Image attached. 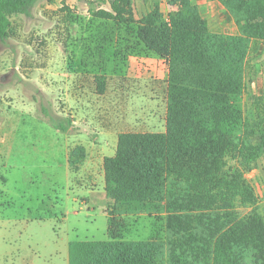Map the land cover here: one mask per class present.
Segmentation results:
<instances>
[{
	"label": "trees",
	"instance_id": "obj_1",
	"mask_svg": "<svg viewBox=\"0 0 264 264\" xmlns=\"http://www.w3.org/2000/svg\"><path fill=\"white\" fill-rule=\"evenodd\" d=\"M37 0H0V42L13 35L11 18ZM165 18L154 7L139 20L132 0L89 13L117 23H136L137 38L166 61L165 130L122 132L115 153L102 162L104 190L113 204L109 239L74 240L68 264H264V205L255 207L245 178L264 155V112L246 118L242 106L246 60L252 41L264 42V0H218L238 33L209 30L190 0ZM102 86L100 81H97ZM38 119L66 131L70 119L40 108ZM83 146L69 154L74 171ZM228 159L237 165L228 167ZM250 212L237 217V207ZM165 213L164 238L118 239L121 215Z\"/></svg>",
	"mask_w": 264,
	"mask_h": 264
},
{
	"label": "rangeland",
	"instance_id": "obj_2",
	"mask_svg": "<svg viewBox=\"0 0 264 264\" xmlns=\"http://www.w3.org/2000/svg\"><path fill=\"white\" fill-rule=\"evenodd\" d=\"M111 1H36L32 6L33 15L19 20L18 37L0 42V71L7 72L6 78H0V120L10 111L25 112L27 108L23 102L33 101L37 112H41L40 108L44 106L55 115L56 112L63 115L62 109L73 104V97L86 100L89 95L97 124L102 116L110 115L112 120L117 118L120 132H159L164 129L166 61L147 50L137 38L136 23L100 19L88 11L89 7L110 9ZM141 1L133 0L135 20L156 5L152 0ZM158 1L162 15L167 18L175 8L169 0ZM227 34L231 36L228 31ZM16 98L19 100L14 102ZM241 102L246 118H256L258 111L264 112L262 41L251 42ZM67 112L64 116L72 119L71 108ZM263 156L254 167H262ZM6 163V157L0 152V175L8 177L0 192V264H25L31 260L38 264L62 263L68 249L58 238L52 240L51 227L55 230L60 227L59 220L52 217L60 216V207L53 199L48 200L54 197L51 182L40 181L35 174L28 180L17 176L13 179L6 175L7 168L2 166ZM235 165L236 161L228 159V167ZM56 178V188H60L63 182L60 172ZM245 178L255 190V207L263 206L264 170L259 174L247 171ZM251 208L237 207V217L244 216ZM92 209L84 208L83 214H87L81 215L77 222L78 232H69L72 239H109L105 212L101 207ZM39 216H44L47 221L41 228L39 220H35ZM25 218L30 220L26 222ZM114 227L118 239H162L165 235L164 219L159 213L143 211L119 219Z\"/></svg>",
	"mask_w": 264,
	"mask_h": 264
},
{
	"label": "crops",
	"instance_id": "obj_3",
	"mask_svg": "<svg viewBox=\"0 0 264 264\" xmlns=\"http://www.w3.org/2000/svg\"><path fill=\"white\" fill-rule=\"evenodd\" d=\"M152 1L160 6L158 0ZM140 2L142 1L140 0ZM190 2L198 8L209 30L225 34L228 31L231 35L238 33V27L232 16L218 0H190ZM32 6L25 13H20L11 18L13 35L7 39V42L18 37L19 20L33 15ZM21 29H24V27ZM6 73L0 71V78H6ZM61 74L63 75V73ZM19 76L23 78L22 75L19 74ZM16 100L19 99L16 98L14 102ZM74 101L76 104H74ZM33 103L34 101L32 103L23 102L27 108L25 112L15 113L17 111H10L4 119L0 120V152L4 154L7 162L6 165L3 164L2 166L7 168L6 175H11L13 179L17 176L21 180H28L35 174V178H38V180L51 182L54 197H49L48 200L52 201L53 199L56 205L60 207V216L54 215L52 217L60 222L59 230H55L53 226L51 227L52 240L58 238L63 241L68 249L69 243L74 241L69 236V232H78L77 222L80 221L81 215L86 216L87 214L86 212V214H83L84 208H87L88 211L95 207L102 208L107 220L106 231L108 233L110 215L107 210L113 204V200L105 194L102 162L105 156L114 155L117 137L122 131L118 130L117 118L112 120L110 115L102 116L103 118L100 119L99 124L96 123L94 107L90 102L89 95H87L86 100L77 96L73 97V104L69 103L67 108L62 109L63 113L67 114L68 109L71 108L70 117L72 119H70V125L66 131L53 127L47 120L38 119L37 115L41 112L35 111ZM27 112L31 114H26ZM56 114L64 116L59 112H56ZM164 130L165 127L159 132ZM76 145H82L85 150L81 161L77 164L78 168L73 171L69 165V154ZM262 163V167H253L248 172L259 174L264 170V160ZM59 172L63 182L60 188H56V175ZM3 175H0V182H2L0 192L8 179ZM73 178H75L74 184L72 182ZM72 187H75V189H72ZM140 212H143V210L121 215L120 219L138 215ZM146 212H150V214L157 213L155 210H146ZM159 214L164 216L165 213L159 212ZM28 220L30 218H25L26 222ZM35 220H39V228L47 223L44 216H39ZM59 231L62 233L61 235L58 233ZM25 264L38 263L31 260L25 261ZM51 264H68V255L64 257L62 263Z\"/></svg>",
	"mask_w": 264,
	"mask_h": 264
},
{
	"label": "built area",
	"instance_id": "obj_4",
	"mask_svg": "<svg viewBox=\"0 0 264 264\" xmlns=\"http://www.w3.org/2000/svg\"><path fill=\"white\" fill-rule=\"evenodd\" d=\"M104 1H106V2H108L109 3V1H111V0H104ZM170 2V1H169ZM170 5L172 6V7H174V8H176V4H171L170 3ZM105 9V8H104Z\"/></svg>",
	"mask_w": 264,
	"mask_h": 264
}]
</instances>
